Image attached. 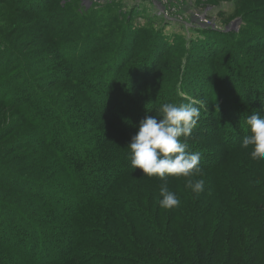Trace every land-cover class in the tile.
Instances as JSON below:
<instances>
[{
  "label": "trees",
  "instance_id": "16d2710c",
  "mask_svg": "<svg viewBox=\"0 0 264 264\" xmlns=\"http://www.w3.org/2000/svg\"><path fill=\"white\" fill-rule=\"evenodd\" d=\"M84 1L0 0V5L20 15H32L40 24L56 17L45 27L50 44L36 53L20 51L24 45H32L26 42V34L33 27L23 21L16 24L22 31L20 37L26 35L21 45L7 40L14 26L0 32V129L4 133L20 121L24 132L17 143L4 145L0 151V264H90L87 254L99 255L89 251L92 242H87L90 247L81 243L98 226L97 219L81 222L90 210L121 219L115 221L116 236L107 229L100 232L119 264H264V160L252 159L253 149L241 146L251 134L247 119L253 114L264 119V62L241 51L224 59L227 46L223 44L230 43V33L202 31L206 36L201 41L212 35L215 44L209 49L208 44L198 43L197 52L207 50L212 54L205 61L216 59L219 64L207 68L199 78L192 72L200 68V61L197 53H190L194 59L186 60L190 74L184 69L179 74L185 77L189 89L195 87L196 94L183 100L175 95L177 79L171 78L176 77L182 61L171 57L185 48L188 54L185 42L178 39L172 48L168 39L161 44L157 39L148 42L136 33L135 44L125 48L134 14H128L125 21L111 22L100 16L107 7L84 12ZM55 2L60 8L53 6L51 13L45 7ZM71 6L76 17L64 12ZM250 7L245 8L243 17L254 22L247 21L253 25L251 29L246 26L240 38L245 37L246 42L236 40L239 35L233 33L232 43L240 47L241 42L246 47L248 41L259 37L263 45L258 46L264 48V21L260 20L264 13L256 12L264 9V3ZM113 13L118 17L117 10ZM141 42L143 50L138 48ZM155 45H160L158 59ZM147 47H153L150 56ZM55 49L58 53L46 69L38 70V79L26 76L27 70L35 68L36 57L54 53ZM129 65L133 71L127 86L121 80ZM213 74L224 75V85L215 87L211 83ZM52 78L57 82L53 84ZM170 97L177 98L173 101ZM166 103H192L200 112L205 111L195 128L205 134L208 126L205 129L202 123L212 121L217 125L216 119L219 121L210 133L221 142V154L218 158L202 154L199 166L203 172H215L218 180L227 176L232 181V192L223 195L232 216L224 221L210 220L203 218V211L202 218L193 221L197 222L193 232L180 229L181 236L171 232L151 209L138 204L133 207L131 201L125 207L121 197L132 178L164 182L132 167L128 144L140 121L146 115L159 118V110ZM6 108L18 109L19 120L8 116ZM7 137L4 134L0 143ZM198 139L203 140L202 136ZM189 147L190 153H196L193 146ZM210 159L217 161L209 164ZM171 181L182 184L185 177L168 176L167 182ZM42 208L51 209L44 220L38 216ZM61 218L63 223L53 222ZM103 226L107 228L106 223ZM218 227L222 233H209ZM239 236L241 243L232 242V237ZM243 243L247 249L240 250Z\"/></svg>",
  "mask_w": 264,
  "mask_h": 264
},
{
  "label": "rangeland",
  "instance_id": "374dc122",
  "mask_svg": "<svg viewBox=\"0 0 264 264\" xmlns=\"http://www.w3.org/2000/svg\"><path fill=\"white\" fill-rule=\"evenodd\" d=\"M262 2L264 3V0H85L82 9L81 8L80 9L84 10L85 12V9L90 10L95 7L100 8L101 6L107 7V9H105L102 13H100V16L104 17L108 21L110 20L111 22L118 20L120 22L125 21V18L128 14L130 13H132V15L134 14L133 15L134 24L130 28L129 27L127 28L128 33L127 32L126 33L129 41L125 44L126 45L125 48H127L131 44H135L134 41L136 38L135 37L136 33H139L140 36H144L146 39H148V42L151 41L155 43L157 39L159 40V44H161L164 42V40L168 39L169 46L170 44L173 45L172 48L176 46L175 44L178 39L180 40L182 39L185 42V47H188L190 51L187 52L188 54H186V48H185L182 52L180 53L178 52L177 55L171 57V58H178L179 60L181 58L182 61L179 65L180 68L175 73L176 77L171 76V78L177 79V83L175 85V93H176L175 95H177V97H181L183 100H188L190 98L188 95L192 93L196 94V92L194 90L195 87H193L194 89H189L187 87L188 85L186 84V81L184 79L185 77H183L182 79V76L179 74V71L181 72V69H184L186 73L189 72L190 74V70L188 69V67L186 68L187 66L186 60L188 61L194 60L193 55L197 53L196 58H198V60L200 61V64H198L200 68L195 69L192 73L194 75L196 74L195 76H198L199 78L203 76L202 73H205V70L207 68L210 69V67L214 66L216 63L219 64V61L216 59L211 60V62L205 61V58H209V56L212 54L209 53L207 50L202 53L197 52L198 48L196 47V45L198 43L201 44L204 41L201 40L205 39L206 36L203 34L202 31H208V32L221 31L224 33L226 32L230 33L231 36L229 37L227 36L229 38L228 40H231L230 43L228 45L223 44L224 46H227V48L224 47L226 48L224 59L229 58L231 54L237 56L238 55L237 52L241 51L244 55H248V57L250 56L258 57L259 61H261L262 63L264 62V48L259 47L262 44V43L260 44L259 42V37H255L252 40V42L248 41V43L250 44H248V46L246 47L242 46L241 42L238 44L240 47L236 46L234 42L232 43L233 33L239 35V37H237L236 39L239 40L240 38H242V33L244 31L246 32V26L247 29L248 28L251 29V26L253 25L250 24L251 22H248L249 24L247 23V21H253L252 19L247 20L246 18L243 17L245 15L244 12L245 8L247 7L251 8L250 5L253 3L259 5ZM53 6L59 7L55 2L53 3V5L49 4V6L45 8H49L50 12L52 13L54 12ZM116 10L118 12V17L120 16L119 19L118 17H115L113 15L114 14L113 12ZM251 11L255 12V9H252ZM64 12L69 16L71 15L73 17H76V12H73L72 6L66 9ZM256 12L257 13L259 12V14H261L260 12L264 13V9H257ZM28 13H32V12H28ZM53 18L54 20L50 19L48 20L49 22L44 21L43 24H40L37 18L34 19L32 15H26V16L20 15L10 10V8L8 9L6 6L0 5V32L4 28L7 27L10 28L14 26L12 28L15 29H12L11 35L7 40L21 45V41L24 40V37L26 35H28L26 42L32 43V45L28 47V45L26 44V46L24 45V47L20 48V51L29 52L33 50L36 53L37 51L46 48V46L50 44V38H48L47 36L46 39L45 37L47 35L45 27L47 25H51L55 21L56 17L54 16ZM19 20H21V22L23 21L24 24H27L28 27L30 26L33 27V29H30V31L23 37H20V34L22 32L20 31L21 28L20 27L17 28L16 25ZM260 20L264 21V18L263 19L260 18ZM59 21H62V19H60ZM118 25L120 26V28L121 27L123 28V24L118 23ZM22 27L26 29V27L24 26ZM199 30L201 31L199 32ZM252 31L253 30H251V32ZM262 34L264 35V33ZM215 38L216 37L210 35L208 36V40L206 42H203L202 44L205 46L208 44V48L210 49V46H212V44H215L214 42ZM221 39H225V38L221 37ZM244 39H240V40H243V42L245 43L246 41H244ZM76 40L82 42V40L80 39H76ZM138 45H139L138 48L142 50L144 49V47L142 46V42L138 43ZM156 46L157 45H155L154 47ZM152 48L147 47L148 56L151 55V54L149 55V51ZM57 50L58 49H55L54 53L42 54L36 57L34 62L35 68H32L31 70H27L28 73L26 76H31L33 80H36V78L38 79V77H40V75L37 73L38 70L46 69L47 66L52 63L54 57L56 56V53H58ZM159 50H160V45H158L157 48L154 49V52L157 51V55H158L157 59L158 57H160V54L158 53H161ZM190 53H192L193 55ZM153 57L155 58V56ZM259 57H261V59H259ZM63 63L64 62H62V64ZM130 66L131 65H129L128 67ZM62 67H64V65H62L56 71L60 72ZM220 70H222L221 67L219 71ZM230 70H231L230 74H232V68ZM132 71L133 70L131 69V67L125 71L124 74L125 77L124 78L122 77L121 84L123 85L126 84L127 86L130 84L129 82H130V76L132 75L131 74ZM162 74L163 73L160 74V77H164ZM170 75L171 74L167 75L166 77H169ZM211 75L212 74H210V76ZM224 77L225 76L222 74L220 75L213 74V81H211V83L215 84L214 86L218 88L219 86L224 85L223 84ZM50 81H52V83L54 84V82H57V79L52 78V80ZM151 87L152 88L155 87V84L152 85ZM111 95L113 96L114 93ZM177 97H170V98L173 99L174 101L176 100ZM15 101H17L16 98ZM30 101L31 100H28L26 101V103L29 104ZM196 102L199 103L201 101L197 99ZM6 109L8 116L11 115L12 118L17 117V119L19 120L18 109H16L17 111H15L14 108L12 109L6 108ZM200 114H205V111L202 110ZM0 116H3V114H0ZM216 121L218 125L219 121L217 119ZM202 124L203 126H205V129H207L206 126H208L206 132L210 133L212 132V130H214L216 122L206 121V123H202ZM22 132H23V127L21 128L20 121L16 122L15 125L9 127L8 131L4 133H1V129H0V139L4 134H8L9 136L3 141H1L0 151L4 149L3 148L4 145L9 147L10 145L17 143L18 142L17 138L22 136ZM207 133L205 134L204 131L202 130L194 129L191 134V137L188 139L187 142L191 147L193 146L192 148L195 149V152L198 151L201 154H205L207 155L206 157H212L216 155L215 158H218L219 154H221L220 152H218L220 148L219 145H221V142L214 140L215 138L214 134L211 135V133L210 134ZM135 134L136 131L132 133L131 136ZM198 136H202L203 140L198 139ZM189 149L192 150L190 147ZM16 155H18V153H16L14 156ZM214 161L217 160L210 159L209 164ZM137 173L138 172H135L133 174L137 175ZM215 174L216 173L213 171L212 172L205 171L202 174L204 177L202 175L197 176V178L194 177L195 180H199V179L205 180L204 191L200 194H196L195 192L192 191V189L186 187L187 178H185V182H183L182 184L180 183L176 184V182L174 183L173 181L167 182L169 191L174 193L180 201L179 206L174 207L171 210L162 208L160 206V202L163 199V197L160 195V191H161V185L164 184V182L161 181L154 182L153 180H150V178L148 179L145 177H142L143 179L132 178L127 183L124 193L121 196L122 204H124L125 207H129L127 202L131 201L133 207H137L139 205L143 208L151 209L153 215L156 214L157 218L159 219V221H161V223L164 222L166 224L165 226L170 228L171 232L172 231L176 232L178 236L179 235L181 236L182 231L179 232L180 229L185 230L187 232L189 231L193 232V224L197 225L198 220L202 218L203 211H204L203 218L209 217L211 218L210 220L216 218L218 221H224L227 219V217H229V214L232 216L231 209L225 207L226 206L225 202H227V200L225 197H223V195L226 194L228 195V190L229 192L230 191L232 192V181H229L227 179V176H225V178L223 177V179L218 180V177H215L217 176ZM56 181L57 179L54 182ZM216 202H218L217 205H215ZM50 210L51 209L42 208L38 216L44 220L45 217L48 216ZM192 214H195V216H193ZM184 215H188V217L186 218ZM90 219L93 220L97 219L98 226H95L94 229H92L88 233L89 235L86 237V239H83L82 242L80 241L83 244L86 242L85 244H87L88 247L90 246L87 242L89 241L92 242V246L89 248V251L90 252L92 251L93 255L95 251L99 252L98 253L99 255H97L96 257H92L87 254L88 260L91 258L90 264H119V262L116 259L118 257L115 256L116 253H114L111 249L106 248L107 247L105 245L106 240H104V237L100 235V232L103 233V231L107 229V233L116 236V232H114L116 231L117 228L115 221H121V219L118 217L115 218V216L109 217V215H106L99 210L96 211L90 210L83 215V218L81 217V222L90 221ZM167 220L168 222H166ZM194 220H197V222H193ZM63 221L64 220L61 218L53 222L56 224H61L63 223ZM104 223L107 224V228L103 226ZM215 223L217 227L218 224L216 221ZM44 226L47 227L46 225ZM108 228L112 229V231L110 232ZM211 231L212 234L214 232L216 234L222 233V229L220 227L214 230L211 229L209 233ZM241 238L242 236L236 238L232 237V242L237 240L239 243H241L242 241ZM223 243L224 246H226L227 248L228 243L225 240L223 241ZM244 249H247V245L243 243L240 246V250H244ZM121 262H123V260H121Z\"/></svg>",
  "mask_w": 264,
  "mask_h": 264
},
{
  "label": "clouds",
  "instance_id": "9594fccd",
  "mask_svg": "<svg viewBox=\"0 0 264 264\" xmlns=\"http://www.w3.org/2000/svg\"><path fill=\"white\" fill-rule=\"evenodd\" d=\"M159 111V118L146 115L140 121L138 131L131 137L128 147L134 169L164 181L160 191L163 197L160 206L171 210L178 207L180 201L169 191L168 176L187 178L186 187L196 194L202 193L205 188V180L194 179L203 174L199 166L202 154L190 153L187 142L200 119V108L192 103H166ZM246 123L250 126L251 134L243 139L241 146L253 149L252 159L264 160V119L253 114Z\"/></svg>",
  "mask_w": 264,
  "mask_h": 264
}]
</instances>
